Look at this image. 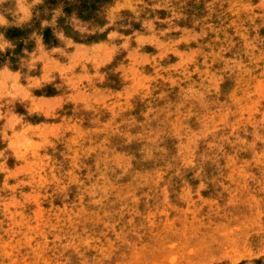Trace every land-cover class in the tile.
Instances as JSON below:
<instances>
[{"label": "rangeland", "instance_id": "obj_1", "mask_svg": "<svg viewBox=\"0 0 264 264\" xmlns=\"http://www.w3.org/2000/svg\"><path fill=\"white\" fill-rule=\"evenodd\" d=\"M0 264H264V0H0Z\"/></svg>", "mask_w": 264, "mask_h": 264}]
</instances>
